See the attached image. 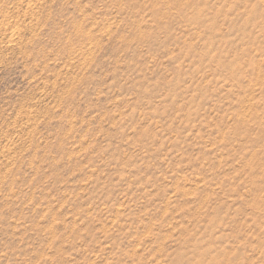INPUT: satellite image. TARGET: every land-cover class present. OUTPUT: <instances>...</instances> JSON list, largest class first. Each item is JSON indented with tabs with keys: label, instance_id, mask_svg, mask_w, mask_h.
Returning a JSON list of instances; mask_svg holds the SVG:
<instances>
[{
	"label": "rangeland",
	"instance_id": "rangeland-1",
	"mask_svg": "<svg viewBox=\"0 0 264 264\" xmlns=\"http://www.w3.org/2000/svg\"><path fill=\"white\" fill-rule=\"evenodd\" d=\"M0 264H264V0H0Z\"/></svg>",
	"mask_w": 264,
	"mask_h": 264
}]
</instances>
